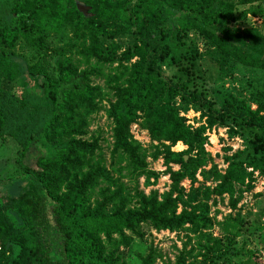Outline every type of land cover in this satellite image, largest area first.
<instances>
[{
    "label": "trees",
    "instance_id": "trees-1",
    "mask_svg": "<svg viewBox=\"0 0 264 264\" xmlns=\"http://www.w3.org/2000/svg\"><path fill=\"white\" fill-rule=\"evenodd\" d=\"M254 16L264 18V0H0V145L15 146L27 182L0 197V264H154L151 245L133 263L120 251L150 230L196 237L165 264H253L234 247L238 217L216 220L209 208L226 196L234 209L254 172L264 177V86L256 77L237 91L211 86L199 61L215 80L239 65L264 82V23ZM18 39L30 50L22 68L11 56ZM102 100L107 165L88 130ZM189 109L203 122L187 124L180 112ZM212 126L244 142L222 171L204 148ZM176 142L185 148L172 150ZM147 157L161 159L166 190L139 189L140 177L148 186L160 174Z\"/></svg>",
    "mask_w": 264,
    "mask_h": 264
},
{
    "label": "rangeland",
    "instance_id": "rangeland-1",
    "mask_svg": "<svg viewBox=\"0 0 264 264\" xmlns=\"http://www.w3.org/2000/svg\"><path fill=\"white\" fill-rule=\"evenodd\" d=\"M251 21L257 27H261L262 23H264V18L254 16L251 17ZM170 46L174 56H176L179 51L181 52V48H177L173 41L170 42ZM11 56L20 68H22L25 62L30 60V50L18 39L16 45L11 50ZM199 62L200 68L204 71L208 80L216 83L210 84L211 86H217L223 83L224 88L234 86L237 91L240 86L244 85L245 80H249V78L252 79L253 77H256L257 80L259 79V82H256L257 86H264L263 80H260L261 72L259 70H252L248 67L238 65L230 74H218L220 77L215 80L217 76L215 68H212L205 59H201ZM99 83L103 84L100 80ZM106 106V102L102 100L99 104V109L92 115L91 123L88 127L90 133L99 135V156L104 160L105 165H107L111 143V122L105 117L104 113V108ZM180 115L184 116L186 123L192 127L203 122L202 119L198 117V112L191 109L186 112H180ZM130 132L143 146L148 145L149 138L146 130L141 129L136 123H132L130 124ZM204 134L207 137L204 148L211 154L213 162L220 171L225 167L223 156L229 155L235 150L242 148L244 144L243 139L239 135H230L226 127L212 126L210 129H206ZM46 146L48 145L46 144ZM35 147L34 150L39 152V148L36 145ZM183 148H185V146L180 142H176L175 145L171 147L172 150H181ZM14 150L15 146L13 144L8 143L0 145V197L3 199L15 195L17 192L27 187V182L16 175L17 172L15 171L17 169L13 161ZM146 160L148 167L160 172V174L155 183L148 186L142 184V177H140L137 183L139 189L144 193H147L149 189H156L158 192L166 190L169 180L167 174L163 172L164 166L161 163V159L157 158L152 160L147 157ZM170 166L172 169L177 168L176 164H171ZM253 177L252 187L241 193V198L234 209L228 207L226 204V196H223L221 199H217L216 204L210 206L209 216H214L216 220H221L227 214L236 215L240 221L241 231L240 234L235 237L234 247L237 249L240 247L242 248V258H247L249 261L253 262V264H264V177L257 175L256 171ZM197 178L200 179L198 175ZM127 184L129 187L133 185L132 182ZM180 184L185 190L187 189V180H182ZM206 184L210 186L213 184V181H207ZM214 210H217V212H214ZM211 233L213 235H219L217 226L212 227ZM195 240L196 237L187 233L185 230L176 232L150 230L145 232L142 240L134 239L127 247L120 248V251L124 262L133 263L138 260L137 254H144L148 246L151 245L161 254L160 258L155 259L154 264L172 263L176 248H179L183 242L187 244L186 248H188L189 245H194Z\"/></svg>",
    "mask_w": 264,
    "mask_h": 264
},
{
    "label": "water",
    "instance_id": "water-1",
    "mask_svg": "<svg viewBox=\"0 0 264 264\" xmlns=\"http://www.w3.org/2000/svg\"><path fill=\"white\" fill-rule=\"evenodd\" d=\"M78 8L80 9V10H82V11H85V8L82 6V5H78ZM186 156H184V158H185Z\"/></svg>",
    "mask_w": 264,
    "mask_h": 264
}]
</instances>
